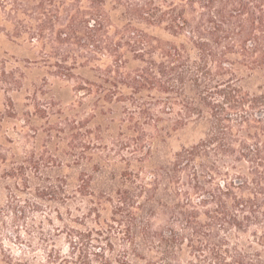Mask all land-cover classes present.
Segmentation results:
<instances>
[{
    "label": "trees",
    "instance_id": "obj_1",
    "mask_svg": "<svg viewBox=\"0 0 264 264\" xmlns=\"http://www.w3.org/2000/svg\"><path fill=\"white\" fill-rule=\"evenodd\" d=\"M22 2L14 38L40 41L44 63L55 58L56 75L92 99L60 109L45 173L27 161L54 180L36 196L52 214L26 231L45 257L0 245V264H264V0ZM187 129L198 139L174 149ZM16 196L0 232L43 208ZM57 221L67 255L44 227Z\"/></svg>",
    "mask_w": 264,
    "mask_h": 264
},
{
    "label": "rangeland",
    "instance_id": "obj_2",
    "mask_svg": "<svg viewBox=\"0 0 264 264\" xmlns=\"http://www.w3.org/2000/svg\"><path fill=\"white\" fill-rule=\"evenodd\" d=\"M22 1L0 0V207L13 202L11 194L15 192L21 205L27 207L32 203H39L43 208L34 214V221L30 218L27 224L21 223L19 227L13 222L11 216L6 218L8 226L7 230L3 229L0 232V245L2 249L16 258L41 261L45 254L37 247L28 249L26 246L31 240L38 242L39 237L38 235H35L34 238L29 236L26 233L28 226L42 228V222L46 217H50L47 214H52L50 208L46 207L48 202L36 197L39 189L54 182L53 179L47 182L48 175L42 174L45 173L43 165L49 164L42 160L41 155H44L46 159L52 157V161H56L54 155H57V152L55 149L51 148L52 152L45 154L44 145L53 142L60 143L61 132L59 130L61 129L58 127H64L61 125L62 118H57L60 116V109L67 110L71 106L68 105L69 103L79 101L86 95L84 96V92L77 91L76 80L64 81L56 75L54 62L57 60L55 58L47 64L44 63L48 59L40 41L34 39L32 42V35L28 33H23L24 35L19 39L14 38L16 35L12 31L16 29L17 21L27 19L23 14L26 12L25 7H21L16 14L15 4H22ZM31 21L39 24L37 20L31 19ZM47 65H50L51 68H48ZM46 80H48L47 85L45 84ZM60 88L64 91H61ZM51 89L53 91H49ZM44 92L49 95H43ZM52 92L54 98L48 100L52 96ZM58 95H61V101L56 98ZM91 99L92 97H86V104L91 102ZM50 103L53 106L50 107ZM45 107L48 109L46 114L44 113ZM86 107L88 109L86 112L89 113L90 107L87 105ZM88 113L81 114L78 119L86 121ZM50 127L55 128L51 129ZM198 136V130L193 133L192 129H187L182 137H176L177 140H174L172 145L174 149H177L179 146L192 143L198 139ZM61 145L65 147L67 141H63L62 144L61 140ZM32 153H34V161L39 164V167H42V173L36 172L27 162L31 159ZM55 165L50 164L49 174L52 177L61 175L60 167ZM21 171L27 174L26 177L29 180L32 177L42 180L35 179L26 187L21 183V180L17 179L16 174H21ZM15 185L19 190L14 189ZM54 217L56 216L54 215ZM44 227L47 233L53 235L50 239H52L51 243L55 248L67 255L69 247L66 235L63 233L64 230L60 233L57 232V229H62L60 222H55L54 226L45 224ZM53 227L57 229L53 230ZM15 231L20 233L21 238H18Z\"/></svg>",
    "mask_w": 264,
    "mask_h": 264
}]
</instances>
